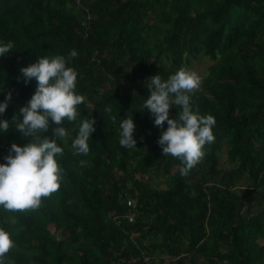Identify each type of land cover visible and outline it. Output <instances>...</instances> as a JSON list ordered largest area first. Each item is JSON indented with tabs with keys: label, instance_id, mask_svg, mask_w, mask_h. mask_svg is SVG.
Instances as JSON below:
<instances>
[{
	"label": "trees",
	"instance_id": "1",
	"mask_svg": "<svg viewBox=\"0 0 264 264\" xmlns=\"http://www.w3.org/2000/svg\"><path fill=\"white\" fill-rule=\"evenodd\" d=\"M0 39L15 45L0 57V100L12 93L0 118H22L37 81L20 70L41 55L76 49L69 64L86 97L64 123L61 187L38 208L0 207L16 242L6 264H264V0H0ZM201 57L214 63L189 94L216 117V139L183 175L143 102L151 76ZM128 114L133 148L120 144ZM91 116L90 151L75 153L79 122ZM59 126L42 135L59 140ZM31 139L15 127L0 134V162Z\"/></svg>",
	"mask_w": 264,
	"mask_h": 264
},
{
	"label": "clouds",
	"instance_id": "2",
	"mask_svg": "<svg viewBox=\"0 0 264 264\" xmlns=\"http://www.w3.org/2000/svg\"><path fill=\"white\" fill-rule=\"evenodd\" d=\"M14 47L13 41L0 39V57ZM77 55L76 49H72L68 57L63 54L41 55L20 70L25 83L36 79L37 89L27 104L20 108L22 118L18 115L12 120L0 118V134L15 127L24 137L32 139L23 145L13 142L10 154L5 157L7 162H0V207L4 209L38 208L42 198L61 187L59 156L64 152V138L69 135L64 123L77 119L78 106L86 100L85 95L77 91L79 72L69 64V58ZM200 82L201 76L197 72L184 67L167 79L155 74L148 80L150 96L143 102V109L150 111L154 123L164 129L158 141L164 155L170 154L183 162L180 169L183 175H187L204 157L205 146L216 139V117L195 107L189 94L199 87ZM11 101L12 93L9 92L4 100H0V114L8 109ZM173 106L178 109L175 117L170 114ZM51 122L60 125L54 130L59 140L42 135ZM95 125L92 116L79 122L71 145L75 153L87 154L90 151L89 140L96 131ZM119 128L120 144L127 148L137 147L134 115L124 117ZM15 243L13 233L0 225V264H6L7 254Z\"/></svg>",
	"mask_w": 264,
	"mask_h": 264
},
{
	"label": "rangeland",
	"instance_id": "3",
	"mask_svg": "<svg viewBox=\"0 0 264 264\" xmlns=\"http://www.w3.org/2000/svg\"><path fill=\"white\" fill-rule=\"evenodd\" d=\"M214 62L206 57H201L200 60L194 61L191 68H189L192 71L197 72L201 76V80L204 77V75L207 73L208 68L213 64ZM201 87V82L198 88L193 89L192 91H195ZM221 167L222 169L228 170L231 167V164L228 160L227 155V148L223 150V153L221 155Z\"/></svg>",
	"mask_w": 264,
	"mask_h": 264
},
{
	"label": "built area",
	"instance_id": "4",
	"mask_svg": "<svg viewBox=\"0 0 264 264\" xmlns=\"http://www.w3.org/2000/svg\"><path fill=\"white\" fill-rule=\"evenodd\" d=\"M129 205H132L131 201L129 202ZM130 219L133 220V216L132 215H130Z\"/></svg>",
	"mask_w": 264,
	"mask_h": 264
}]
</instances>
